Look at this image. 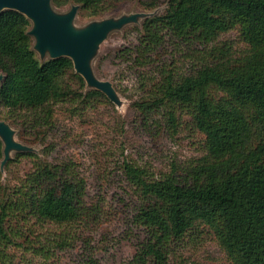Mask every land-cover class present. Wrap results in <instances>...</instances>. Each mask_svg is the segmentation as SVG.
Instances as JSON below:
<instances>
[{
    "label": "trees",
    "instance_id": "trees-1",
    "mask_svg": "<svg viewBox=\"0 0 264 264\" xmlns=\"http://www.w3.org/2000/svg\"><path fill=\"white\" fill-rule=\"evenodd\" d=\"M110 2L51 0L58 7L74 3L91 16ZM30 28L24 14L0 12V105L8 116L31 129L48 128L55 104L106 99L96 89L82 92L84 79L70 58L40 61ZM234 29L244 45L238 52L217 43ZM139 31L137 44L119 51L138 68L154 66L168 38L178 48H204L189 72L180 73L174 63L145 72L148 90L135 103L144 128L176 130L185 120L203 135V154L166 173L128 160L120 164L136 197L128 224L143 232L125 264H168L175 248L204 229L230 264H264V0H167L166 9L144 18ZM100 211L98 203L87 202L86 180L74 163L36 156L17 184L0 181V264H20L12 247L23 251L27 263L25 253L48 264L71 245V233L96 222ZM79 264L101 263L86 253Z\"/></svg>",
    "mask_w": 264,
    "mask_h": 264
},
{
    "label": "rangeland",
    "instance_id": "rangeland-1",
    "mask_svg": "<svg viewBox=\"0 0 264 264\" xmlns=\"http://www.w3.org/2000/svg\"><path fill=\"white\" fill-rule=\"evenodd\" d=\"M74 5L67 3L58 7L51 4V8L62 14ZM166 6L167 0H111L106 11L96 16L79 10L78 6L72 21V26L77 29L106 18L136 15L135 21L111 30L90 59L92 74L100 81L111 83L117 102L103 93L106 99L94 100L87 106L57 103L52 108V125L36 129L25 126L20 117L8 116L7 110L0 105V120L13 130V140L24 147L21 150L11 149L5 162L3 153L0 158V181L8 186L17 184L36 156L52 163L70 161L75 164L79 176L86 180L87 202L92 205L98 203L101 209L99 219L81 227L77 234L72 232L74 240L71 245L56 251L48 264H79L86 253H92L101 264H125L134 254L143 232L128 224L136 197L124 179L120 164L128 160L151 172L166 173L174 167L182 169L203 154V135L186 124L183 120L186 116L176 130L144 128L135 103L148 90L144 82L145 72L156 71L163 63H174L180 73L189 72L193 64L199 63L197 60L204 55V48H178L175 40L168 38L165 50L154 66L145 68L135 67L119 55L121 49L137 44L143 19L162 13ZM217 43L230 44L236 52L244 49L235 29L222 33ZM36 54L40 61L49 58L48 55L41 57ZM93 89L85 82L82 92ZM23 152H30L33 156L17 157V153ZM10 252L20 264L43 263L25 253L29 260L27 263L22 257L23 251L15 247L10 248ZM168 264L230 262L212 232L204 229L201 234L187 238L175 248L169 255Z\"/></svg>",
    "mask_w": 264,
    "mask_h": 264
},
{
    "label": "water",
    "instance_id": "water-1",
    "mask_svg": "<svg viewBox=\"0 0 264 264\" xmlns=\"http://www.w3.org/2000/svg\"><path fill=\"white\" fill-rule=\"evenodd\" d=\"M6 9L24 14L31 22L28 33L34 38L33 49L41 57L50 59L68 57L72 60L74 70L88 86L98 89L111 101L117 102L115 91L108 81L94 77L90 68V59L99 43L107 34L124 24L135 21L136 15L123 16L118 19L106 18L91 22L83 28L72 26L78 6H72L66 13H56L51 8V0H0V12ZM0 74V81L2 80ZM0 140L3 143L5 162L11 149L24 147L13 140V130L0 120Z\"/></svg>",
    "mask_w": 264,
    "mask_h": 264
}]
</instances>
